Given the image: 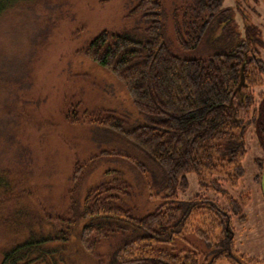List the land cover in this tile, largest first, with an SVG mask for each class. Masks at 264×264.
<instances>
[{
  "label": "rangeland",
  "instance_id": "1",
  "mask_svg": "<svg viewBox=\"0 0 264 264\" xmlns=\"http://www.w3.org/2000/svg\"><path fill=\"white\" fill-rule=\"evenodd\" d=\"M139 1L18 0L0 15V217L26 209V218L46 224L49 215L56 216L70 205V193L82 203L90 187L109 180L133 185V203L145 202L143 214L166 201L163 196L148 198L152 190L144 186L145 179L137 169L138 163L146 160L136 147L84 120V114L111 110L127 115L132 124L147 123L144 111L133 104L117 77L85 53L90 41L103 31L120 33L135 28L142 33L147 22L129 15ZM181 1L163 0V22L171 49L182 58L228 52L244 39L247 23L258 28L255 36L261 44L254 41L249 54L256 53L263 63L261 83L246 82L249 87L243 88L253 95L249 112L243 114V119L249 120L264 94V0H224L222 6L232 9V33L216 35L211 28L194 50L179 49L174 39L172 12ZM72 117L77 122L70 121ZM253 129L249 124L244 130L242 175H234L232 166L224 168L215 159L201 174L187 172L182 178L185 188L176 192L177 201L199 197L213 202L227 214L233 230V248L227 255L212 245L223 237L220 218L209 230L200 214L190 216L184 232L195 239H191L193 244L206 246L200 249L202 254L198 252V264H264V198L260 187L264 149ZM102 151L121 155L104 153L99 157ZM94 155L97 160L90 167L73 171L76 162L84 164ZM12 226V231L17 229L15 235L9 223L0 225V261L3 251L21 238L17 235L22 229ZM196 230L204 236L196 237ZM181 241L191 248L189 238ZM67 251L74 264H98L97 255L85 251L74 238ZM105 251L104 245L99 254ZM242 255L257 262L249 263Z\"/></svg>",
  "mask_w": 264,
  "mask_h": 264
},
{
  "label": "trees",
  "instance_id": "2",
  "mask_svg": "<svg viewBox=\"0 0 264 264\" xmlns=\"http://www.w3.org/2000/svg\"><path fill=\"white\" fill-rule=\"evenodd\" d=\"M16 1L0 0V15ZM223 1L182 0L174 7L171 22L179 49H196L211 28L216 35L232 33V9L223 7ZM163 6V0H140L129 15L147 22L142 33L135 28L120 33L103 31L85 51L88 58L117 77L133 104L144 111L147 123L132 124L127 115L111 110L84 114V120L136 147L146 160L138 163L137 169L145 179L144 186L152 190L148 198L163 196L166 201L143 214L145 202L133 203V185L109 180L90 187L82 203L70 193V205L56 216L49 215L46 224L26 218L27 210L18 209L0 217V225L9 223L11 230L16 224L22 229L17 235L21 238L3 251L0 264H74L67 251L72 238L85 251L97 255L98 264H198L200 249L206 246L203 242L201 247L193 244L191 239H195L184 232L189 217L196 214L209 230L220 218L223 237L212 245L215 251L220 252L221 247L231 254L233 230L227 214L209 200L197 197L182 202L175 195L185 188L182 178L187 172L201 174L215 159L224 168L232 166L234 175H242L244 130L249 124L264 149V94L258 111H253L249 120L243 119L253 103V95L243 88L246 82L261 83L263 63L256 53L249 54L258 40V28L247 23L244 39L228 52L182 58L171 49ZM242 67L244 81L237 89ZM104 153L121 155L102 151L99 157ZM94 157L84 164L76 162L73 171L90 167L97 160ZM46 226L50 228L46 230ZM15 233L17 229L11 230ZM193 234L204 236L199 230ZM188 238L197 252L183 246L181 240ZM104 245L106 251L101 255L99 249ZM242 257L249 263L257 262Z\"/></svg>",
  "mask_w": 264,
  "mask_h": 264
},
{
  "label": "water",
  "instance_id": "3",
  "mask_svg": "<svg viewBox=\"0 0 264 264\" xmlns=\"http://www.w3.org/2000/svg\"><path fill=\"white\" fill-rule=\"evenodd\" d=\"M242 71H243V67L241 68V76H240V81H239L237 89H240V87L242 86L243 81H244V76H243ZM260 187H261V192H262V195H263V198H264V167H263V170H262V173H261Z\"/></svg>",
  "mask_w": 264,
  "mask_h": 264
}]
</instances>
